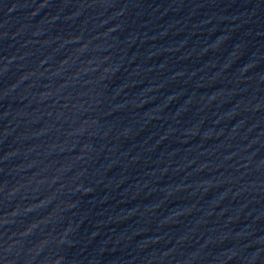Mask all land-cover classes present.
Returning <instances> with one entry per match:
<instances>
[{
	"label": "water",
	"instance_id": "water-1",
	"mask_svg": "<svg viewBox=\"0 0 264 264\" xmlns=\"http://www.w3.org/2000/svg\"><path fill=\"white\" fill-rule=\"evenodd\" d=\"M0 264H264V0H0Z\"/></svg>",
	"mask_w": 264,
	"mask_h": 264
}]
</instances>
